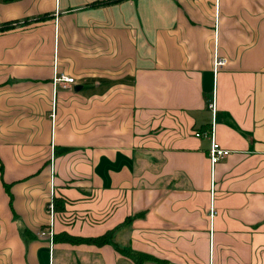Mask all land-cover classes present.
Masks as SVG:
<instances>
[{"label":"crops","instance_id":"crops-1","mask_svg":"<svg viewBox=\"0 0 264 264\" xmlns=\"http://www.w3.org/2000/svg\"><path fill=\"white\" fill-rule=\"evenodd\" d=\"M97 1L0 0V264H264V0Z\"/></svg>","mask_w":264,"mask_h":264},{"label":"built area","instance_id":"built-area-1","mask_svg":"<svg viewBox=\"0 0 264 264\" xmlns=\"http://www.w3.org/2000/svg\"><path fill=\"white\" fill-rule=\"evenodd\" d=\"M227 62V57L225 55L220 54L217 50L213 52V59H212V66L213 70L216 71L219 67L224 65ZM75 81L74 77L68 74H65L63 72H58L55 68V71L53 73V82L59 83L62 87H67L69 84L73 83ZM210 106L212 109L215 107V99L214 96L212 97V101L210 103ZM51 116H54V113H51ZM194 135L198 137H207L209 138V146H208V157L210 159V162L212 165H214L217 161L225 157L227 154L230 153V149L224 146H221L220 143L216 140L214 136V130L213 125L207 127V128H200L195 129L193 131ZM48 210L50 214V221L49 223L39 229L37 231L38 236H46L49 238L50 241L53 240L54 236V228H53V217H54V201L51 197L48 201ZM215 213V209L212 208L210 210V219L212 218L213 214Z\"/></svg>","mask_w":264,"mask_h":264},{"label":"trees","instance_id":"trees-1","mask_svg":"<svg viewBox=\"0 0 264 264\" xmlns=\"http://www.w3.org/2000/svg\"><path fill=\"white\" fill-rule=\"evenodd\" d=\"M115 1H120V0H100V1H97L96 4H107V3H111V2H115ZM104 239V237H99L97 239L98 242L102 241ZM149 257L146 255V254H143L141 257H140V260H145V259H148Z\"/></svg>","mask_w":264,"mask_h":264}]
</instances>
